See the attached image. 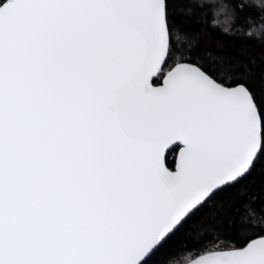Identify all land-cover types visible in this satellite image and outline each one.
I'll return each instance as SVG.
<instances>
[{
    "label": "snow or ice",
    "instance_id": "1",
    "mask_svg": "<svg viewBox=\"0 0 264 264\" xmlns=\"http://www.w3.org/2000/svg\"><path fill=\"white\" fill-rule=\"evenodd\" d=\"M0 264H264V0H0Z\"/></svg>",
    "mask_w": 264,
    "mask_h": 264
},
{
    "label": "trees",
    "instance_id": "2",
    "mask_svg": "<svg viewBox=\"0 0 264 264\" xmlns=\"http://www.w3.org/2000/svg\"><path fill=\"white\" fill-rule=\"evenodd\" d=\"M221 42L219 35L216 32H205L203 36V43L206 46L214 47Z\"/></svg>",
    "mask_w": 264,
    "mask_h": 264
}]
</instances>
